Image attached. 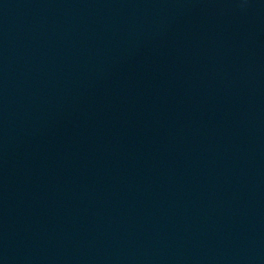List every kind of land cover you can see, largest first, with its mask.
I'll return each instance as SVG.
<instances>
[{
  "label": "water",
  "instance_id": "1",
  "mask_svg": "<svg viewBox=\"0 0 264 264\" xmlns=\"http://www.w3.org/2000/svg\"><path fill=\"white\" fill-rule=\"evenodd\" d=\"M0 264H264V0H0Z\"/></svg>",
  "mask_w": 264,
  "mask_h": 264
}]
</instances>
